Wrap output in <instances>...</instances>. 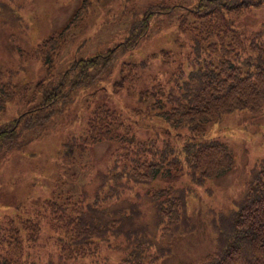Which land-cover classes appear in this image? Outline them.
<instances>
[{
	"label": "trees",
	"instance_id": "16d2710c",
	"mask_svg": "<svg viewBox=\"0 0 264 264\" xmlns=\"http://www.w3.org/2000/svg\"><path fill=\"white\" fill-rule=\"evenodd\" d=\"M263 4L264 0H198L190 7L183 2L158 0L142 7L140 17L132 23L130 36L94 57L75 60L56 82L46 84L42 80L33 87L21 86L4 80L8 74L0 68V113L17 98L32 105L19 117L0 124L1 161L23 149L24 131L42 127L54 112L73 102L76 89L89 87L109 74L118 54L134 48L151 19L160 13L181 7L192 17L189 23L187 17H180L178 28L186 38L189 33V56L202 64L188 74L179 66L169 83L158 85L160 92L158 86L152 92L145 91L146 96L153 97V104L148 106L150 115L166 121L174 131H185L183 142L172 145L161 134L138 139L131 130H116L112 127L115 115L110 109L94 111L83 136L62 141L57 155L68 160L86 148L88 139L110 144L99 184L89 193L87 203L83 196L76 201L67 197L64 201L65 192H74L60 190L54 199L42 201L41 208L32 209V213L14 208L13 215L0 218V264H18L26 250L37 248L41 230L37 221L42 218L46 219L43 226L70 255L97 257L101 245L112 242L121 245L125 253L128 250L127 262L121 264H158L159 255L171 254L170 240L192 233L197 227L196 214L187 205L191 187L178 184L185 170L194 184L203 185L206 179L223 176L235 165L233 152L225 143L200 140L208 126L227 113H256L264 108V30L247 37L234 18ZM89 7L90 1L83 0L62 30L51 34L44 43L40 53L49 73L55 68V55L87 16ZM9 8L7 2L0 0L3 22L15 14L8 12ZM227 36H232V42L226 43ZM238 47L250 48L247 63L255 59L256 52L254 70L244 72L227 52L238 53ZM159 179L167 186L136 189ZM36 214V220L31 219ZM206 215L215 234V246L196 264H264V154L251 166L243 189L231 205L219 213L210 209Z\"/></svg>",
	"mask_w": 264,
	"mask_h": 264
},
{
	"label": "rangeland",
	"instance_id": "374dc122",
	"mask_svg": "<svg viewBox=\"0 0 264 264\" xmlns=\"http://www.w3.org/2000/svg\"><path fill=\"white\" fill-rule=\"evenodd\" d=\"M2 1L10 6L8 12L15 13L4 22L0 19V68L8 74L4 80L33 87L42 80L46 84L56 82L75 60L94 57L125 40L126 36H130L133 21L140 17L142 7L158 0H89L87 16L70 32L66 43L55 55L58 57L52 73L43 64L40 52L51 34L60 32L68 23L83 0ZM173 2L194 7L198 0ZM180 17H187L188 23L192 21V17L181 7L152 18L145 35L135 47L118 54L109 74L89 87L76 89L73 102L54 112L42 127L22 133L23 149L13 151L0 161V218L13 215L14 208L19 212L24 208L32 213V209L41 208L42 201L54 199L60 190L71 189L74 192H65L64 201L67 197L76 201L80 196L86 198V203L89 201V193L99 184L100 172L106 169L110 144L107 141L92 143L88 139L86 148L69 160L60 159L57 150L62 141L83 136L94 111L110 109L116 122L112 123V127L131 130V134L137 133L134 136L138 139L161 134L163 138H169L172 145L185 140V131H174L166 121L150 115L148 106L153 104V97L145 95L146 90L152 92L154 86L169 83L177 67H184V72L188 74L202 65L193 60L194 56H189V33L186 38L178 28ZM234 18L238 29L247 37L264 30V4L252 6ZM225 40L226 43L232 42V36L225 37ZM237 50L238 53L227 52H231L244 72L254 70L256 52L253 51L255 59L247 63L245 58L249 56L247 52L250 48L244 50L238 47ZM31 106L20 98L8 102L6 110L0 113V124L19 117ZM207 129L200 140L225 143L233 152L235 165L223 176L206 179L203 185L194 184L185 170L178 184L191 187L187 205L196 214L197 227L192 233L174 236L170 240L171 254L159 255L158 264H196L213 250L215 234L206 212L210 209L218 213L226 210L243 189L253 163L264 154V108L256 113L237 110L224 114L219 122ZM160 186L166 187L167 184L159 179L150 185L136 186V189ZM143 209L146 211V208ZM37 215L31 219L36 220ZM37 222L41 227L37 248L26 250L18 264L127 262L128 250L125 253L124 248L121 245L118 247L115 242L102 244L97 257L70 255L43 226L46 219Z\"/></svg>",
	"mask_w": 264,
	"mask_h": 264
}]
</instances>
